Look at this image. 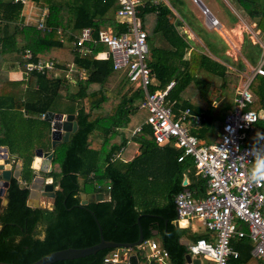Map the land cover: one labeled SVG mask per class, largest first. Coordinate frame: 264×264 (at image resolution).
I'll list each match as a JSON object with an SVG mask.
<instances>
[{
    "label": "trees",
    "instance_id": "obj_1",
    "mask_svg": "<svg viewBox=\"0 0 264 264\" xmlns=\"http://www.w3.org/2000/svg\"><path fill=\"white\" fill-rule=\"evenodd\" d=\"M32 1L47 6L42 31L32 24L17 23L22 3L0 0V19L3 22L0 28V145H6L11 153L22 158L21 179L26 183L34 176L31 165L35 148L52 150L51 169L44 174L52 177L54 186L58 188L55 189L51 208L32 207L27 204L29 188H21L17 179L11 177L6 189L7 203L0 212V261L27 264L54 250L95 244L100 240L95 218L105 239L133 242L139 235V218L144 238H150L151 232L157 230L171 262L185 264L184 256L188 249L180 243L181 230L171 223L176 216L174 196L184 188L181 180L177 177L168 188L164 205L151 204L139 209L129 173L134 167L156 158L172 172L181 171L189 167V158L178 162L180 149L169 143L157 144L150 128L144 126L133 137L140 144V153L122 166H117L111 156L128 140L121 128L131 121L143 91L130 86L119 94L107 88L106 82L114 71L112 60L110 56L94 57L98 51L106 50L104 44L86 42L83 48L90 50L86 53L78 52L69 45L84 26L92 27L94 36L102 26L111 27L115 32L124 31L127 22L116 14L119 7L117 0ZM231 2L255 22V27L264 36V0ZM171 4L179 11L175 2L171 1ZM146 13L155 14L152 25L144 24L143 15ZM138 14L143 18L148 41L153 36H159L165 42L162 46L149 42L146 62L153 73L149 90L164 88L174 80L168 98L176 101L173 107L176 114L188 108L192 114L198 115L199 121L190 124V131L210 139L215 118L213 101L221 96L223 90L235 91L239 81L238 70H229L226 64L191 46L190 39L178 29L182 21L163 1L159 0L156 4L146 2L138 7ZM208 46L211 52L217 51ZM243 47L245 60H238L237 69H242L246 60L256 64L262 50L258 42H252L247 36H244ZM22 48H29L34 58L40 54L56 61L54 69L34 70L20 80H10L8 70L3 68L4 54ZM70 64L75 65L74 83L56 74ZM202 73L214 75L220 85L214 86L212 80ZM250 90L254 100L249 107L264 114V75L256 74L252 78ZM195 91L205 106L192 102ZM209 92L213 94L210 96ZM56 98L74 102V107L68 111L57 113H74L77 130L70 134L67 141H60L51 148V122L43 116L47 111H53L51 106ZM233 106L230 104L226 109L231 110ZM256 129L264 134V119L257 121ZM15 131L18 134L14 135ZM94 133L101 134L102 140L94 139ZM12 136L16 137L15 140ZM254 141L255 133L250 132L247 143ZM189 174L187 187L194 197H203L206 192L205 178L196 174L194 165H190ZM80 179L83 180L82 186ZM101 184H105L106 188L103 200L79 204L80 192L103 193ZM39 225L43 226L42 231L38 229ZM233 245L239 251V257L232 259L230 264L252 262L254 257L250 254L248 238L234 240ZM111 249L104 248L83 257L57 260L51 264H104V256ZM137 254L139 264H157L156 260L148 262L143 252L137 251Z\"/></svg>",
    "mask_w": 264,
    "mask_h": 264
},
{
    "label": "built area",
    "instance_id": "obj_2",
    "mask_svg": "<svg viewBox=\"0 0 264 264\" xmlns=\"http://www.w3.org/2000/svg\"><path fill=\"white\" fill-rule=\"evenodd\" d=\"M26 5L29 0H12ZM157 3L158 0H117L116 14L127 22V28L122 32H115L111 27H102L94 36V29L84 26L71 41L74 50L86 53V42L102 43L105 51H98L94 57L110 56L114 70H124L126 78L133 83L134 88L143 91V97L138 106L145 108V120L133 128L137 133L144 125L151 130L154 141L163 145L169 143L180 149L178 161L186 158L192 160L196 174L205 178L206 192L203 197H194L191 190L185 187L174 196V203L178 219L199 220L210 233V238L198 237L188 244V254L191 258L198 257L209 261V264H230L232 259L239 257V251L233 241L246 237L251 243V255L264 264V184H253L247 179L252 166V156L246 155L252 148H264V134L256 129L259 119L264 114L249 107L254 96L250 90L252 78L264 75V46L256 64L251 65L249 73H238L240 78L235 87L233 108L229 110L221 123L220 131L215 140H204L190 131V124L198 122L199 117L192 114L188 108L176 114L175 100L168 98V93L175 81H169L164 88L150 91L153 81L151 67L146 62L149 52L147 31L143 27L138 14V7L146 2ZM47 8L38 13L40 17L36 28H45ZM205 14L207 11L202 10ZM37 16V17H38ZM209 27L218 26V20L208 16ZM3 22L0 19V28ZM23 56L26 59L23 73L42 72L55 67L54 60L41 57L34 58L31 50L25 48ZM70 65L69 71L73 69ZM68 74H66L67 77ZM255 141L247 143L249 133L254 132ZM0 153L4 152L0 149ZM7 156L9 153L7 151ZM10 168H14L13 162ZM246 226V229L243 226ZM142 249L144 246H141ZM149 260H157L161 264H171L168 252L155 241L148 243ZM130 248L111 249L103 259L106 263L124 264V255L129 254Z\"/></svg>",
    "mask_w": 264,
    "mask_h": 264
},
{
    "label": "rangeland",
    "instance_id": "obj_3",
    "mask_svg": "<svg viewBox=\"0 0 264 264\" xmlns=\"http://www.w3.org/2000/svg\"><path fill=\"white\" fill-rule=\"evenodd\" d=\"M171 1L175 2L176 6L180 7L183 10L192 9L193 12H195L194 13L195 16L200 15L203 19L207 18L206 14L198 7L197 3L194 0H171ZM202 1L217 16L219 17L224 16L226 19L228 18L227 21L229 23L234 22L235 20H237V17H238V21H237L238 23L234 26L235 29L233 31L229 29L230 35H227L226 41L223 40L222 38L223 34L222 32L219 31L217 27L208 26L209 27L208 29L210 30L206 29L205 27H202L203 32H208V34H210V36L209 35L207 36L208 38H210V42L212 43L214 42V44L216 45L218 43L217 40H219L220 43L218 44H222V43L225 44L224 49H223L224 55L220 54L219 56L223 60H226L227 57L230 60L232 59L231 60L232 64L230 63L229 64L231 65L230 67L235 69L236 63L238 62V60L240 59L245 60L244 54L242 53L243 48H244L243 47L244 36H247L253 42L259 41L257 28L255 27L253 21L247 18L243 13H241L237 9V6L235 5V3H232L231 0H202ZM27 6H28V11L27 12L24 11V14H23L26 17L31 12L29 11V8L32 7L29 4ZM35 6H37V9H36L37 13L41 12L44 8H47V6L45 5L42 6L41 4L38 5L36 3H35ZM234 15L236 18H234ZM36 17L32 18L30 21L36 22ZM143 18H144V24L148 25L150 23V20L154 18V15L153 13H146L143 15ZM17 23H23V19L18 20ZM150 41H153L155 45L160 43L159 39L154 36L152 37V40ZM261 41L262 42L259 41L260 42L259 44L264 46V38H262ZM195 47L199 48L198 44H195ZM201 49L202 47L200 48V50ZM204 51H206L209 55H211L207 48H205ZM249 64L254 65L255 63L245 61L244 64L242 65V69H240L241 75L243 73H249V69H250ZM202 75L212 80V83L214 84V86L220 85L219 79H217V77H215L214 75L210 73H202ZM125 76L126 75H125L124 70H121V69L114 70L112 73V76L106 82L107 88L112 93L123 94L125 91H127V89L131 88L130 86L133 85V83H131ZM221 93L222 94L219 98L217 99L215 98L216 99L215 101H217L216 102L217 106L215 108L213 107V110H212L213 114L215 115L213 130H212L213 135L210 139L205 138V140H214L217 137L216 133L217 131H220V127H221L220 125L223 121V117L225 113L227 112L226 107L230 104H233V97L235 95V91L229 92V91L223 90L221 91ZM209 94L211 96V94L213 93L209 92ZM192 95H193L192 101L195 102L196 97H197L196 91ZM138 104H139V101H138ZM72 107H74V102L72 100L67 99V98H56V102L52 103L51 110H53L54 112H59V111L66 112ZM146 115H147L146 109L138 106L136 112L132 114L130 117L132 127L143 122L146 118ZM16 127L18 126L16 125ZM254 133L256 134V130H254ZM15 134H18V132L15 131L14 135ZM100 135L101 134L99 133H94L92 136L94 139L100 140V137H101ZM15 138L16 137L12 136L13 140H15ZM38 141L39 140H37V143ZM124 147H125V150L122 151L123 152L122 158L123 157L125 158L126 156H129L130 154H132V152L129 151L130 150L129 148L136 149L135 144L132 140H129V142L126 145H124ZM9 156L11 155L9 154ZM101 162H102V159L98 161L99 166L101 165ZM191 162L192 161L189 159V164H191ZM115 164L119 166L120 164H122V162L121 160L117 159ZM40 175L42 174L40 173ZM129 176L133 183V192H134V196L136 199V204L141 207H146L147 205L151 203L160 204V203L165 202L167 198L166 197L167 190L171 186V184L175 182L177 176H179V172L178 171L172 172L170 169H167V167L161 161L157 160L156 158V160H148V162L139 165L137 168L134 167L130 171ZM79 182H80V185L82 186L83 180L80 179ZM88 186L90 187L91 185L89 184ZM101 188H102L103 193L105 194L106 192L105 184H101ZM30 202L31 203L33 202L32 199ZM33 204H36L39 207L44 206L46 208H51L52 198L46 197V196H40L39 198H37V200ZM193 222L196 225V227H198V229L203 230V226L201 225L200 222L196 220H194ZM42 228H43L42 225L38 226V229L40 231H42ZM243 228L246 229V226L244 225ZM41 236H42V233H41ZM202 262L203 264H209V262L205 259H203ZM249 264H259V261L256 258H253L252 262H250Z\"/></svg>",
    "mask_w": 264,
    "mask_h": 264
},
{
    "label": "crops",
    "instance_id": "obj_4",
    "mask_svg": "<svg viewBox=\"0 0 264 264\" xmlns=\"http://www.w3.org/2000/svg\"><path fill=\"white\" fill-rule=\"evenodd\" d=\"M159 1V0H158ZM161 1H163L171 10H172V12H174V14L176 15V17H178L181 21H182V25H180L179 26V31L181 32V33H183V34H185L186 35V37L188 38V39H190V44H191V46H193V47H195V44H198V46H199V48L198 49H200L201 47H202V51L203 52H205L206 54H208L206 51H204V49L205 48H207L208 50H209V46L208 45H211V46H213V48H215V50H217L215 53L214 52H211L210 50H209V53L211 54V55H209L210 57H212V58H214L215 60H218L219 62H224V64H227V66H228V69L229 70H231V71H235V70H238V72L240 73V69H237L236 67H235V69L234 68H232V67H230L231 65L230 64H232L231 62V60L230 59H228V57H227V59L226 60H223V59H221L220 58V54H223L224 55V53H223V49H224V46H225V44L224 43H222V44H218V43H220L219 42V40H217L218 41V43L215 45L214 44V42L212 43V42H210V38H208L207 36L209 35L210 36V34H208V32H203V28H202V30H201V27H205L206 29H208L209 27H208V24H207V21H208V18H206V19H203L200 15V17L199 16H195V12H193V10L191 9V10H183V9H181L180 7H178V9H179V11L177 10V8L176 7H173L172 6V4H171V0H161ZM202 1V0H201ZM203 2V1H202ZM31 5L32 7L31 8H29V11H31L30 13H29V15H27V17L26 16H24L23 14H24V11L25 12H27L28 11V6L27 5ZM203 4L207 7V9L210 11V13L218 20V26H216L218 29H219V31L220 32H222V34H223V40H225L226 41V37H227V35H230V31H229V29L230 30H234L235 28H234V26L238 23L237 21H238V17H237V20H235L234 22H231V23H229L228 21H227V19L224 17V16H222V17H219V16H217L216 14H214L210 9H209V7L203 2ZM175 5H176V3H175ZM198 5V4H197ZM30 7V6H29ZM198 7H199V5H198ZM200 8V7H199ZM36 9H37V6H35V3L32 1V0H29V2L26 4V5H24L23 6V8H22V11H21V14H20V18H19V20L20 19H23V23L24 24H32V25H36L37 23H38V19L40 18L39 16L38 17H36L37 15H38V13L36 12ZM201 9V8H200ZM202 10V9H201ZM47 12V11H46ZM154 15V18L152 19V20H150V23H149V25H152V23H153V21H154V19H155V14H153ZM235 16V15H234ZM36 17V22L35 21H33V22H31L30 20L32 19V18H35ZM207 17V16H206ZM198 20H197V19ZM254 23V25H255V22H253ZM102 27H104V28H106L105 26H102ZM102 27H100V28H102ZM99 28V29H100ZM208 30H210V29H208ZM40 31V30H39ZM80 31V30H79ZM79 31L77 32V34L79 33ZM257 32H258V40L260 41V42H262L261 40H262V38H264V36H263V34H262V32H260V30L257 28ZM76 35V34H75ZM260 35V36H259ZM156 38H158L159 39V36H156ZM62 40V39H61ZM159 41H160V45L162 46L163 45V43H165V42H163V40L161 41V39H159ZM207 41L208 42H210L209 44L207 43ZM258 41V43H260ZM253 42V41H252ZM255 42V41H254ZM257 42V41H256ZM149 43V42H148ZM69 45L70 46H72V44H71V42L69 43ZM260 45V44H259ZM206 46V47H205ZM261 46V45H260ZM197 48V47H196ZM25 48H22V49H20V51H17V52H12V53H5L4 54V64H3V68L4 69H7L8 70V77H9V79L10 80H20V79H22V78H24V77H26V76H28V75H26V74H24L23 73V67H24V65H25V62H26V59H25V57L23 56V50H24ZM188 53V52H187ZM186 53V54H187ZM260 56V55H259ZM37 57H41V58H44V59H48V57H44V56H42V55H37ZM36 58V57H35ZM259 59V57L257 58V60ZM247 61V60H246ZM234 62H236V61H234ZM233 62V63H234ZM230 63V64H229ZM70 65H73L72 67H73V69L71 70V71H69V68H67V69H61L60 71H58V72H56V74L57 75H59V76H65L66 77V74H68L67 75V79H69L70 81H71V83H74L75 82V74H74V71H75V65L74 64H70ZM70 65H68V66H70ZM251 66V64H249V67ZM132 88L133 89H135L133 86H132ZM222 94V93H221ZM217 99V98H216ZM233 100H234V97H233ZM193 102V101H192ZM217 101H213V104H214V108L217 106V103H216ZM193 103H203V102H201L199 99H198V97H196V101L195 102H193ZM202 106H205V104L203 103L202 104ZM182 110V109H181ZM230 110V109H229ZM228 109H227V112L229 111ZM54 112V111H53ZM226 112V113H227ZM55 113H57V112H55ZM225 113V114H226ZM65 114V113H64ZM196 115V114H195ZM196 116H198V115H196ZM225 116V115H224ZM199 117V116H198ZM224 118V117H223ZM142 123V122H141ZM140 124V123H139ZM138 125V124H137ZM137 125H135L134 127H136ZM144 126H146V125H144ZM221 126V125H220ZM134 127H132V124H131V121L129 122V124L125 127V128H121V130L123 131V135H125L126 137H127V142H126V144L129 142V140H132L133 142H134V144H135V147H136V149H131V148H129L130 150V152H132V154H130L129 156H126L125 158L123 157L122 158V151H124L125 150V147L123 146V147H121L119 150H117V152L113 155V156H111V160L112 161H116L117 159H119V160H121V162H122V164H124V163H126V162H128V161H130L131 159H133L135 156H137L139 153H140V144L138 143V142H136L135 141V139L136 138H133V137H135L136 136V134L137 133H133L132 132V130H133V128ZM147 128H148V126H147ZM218 132V131H217ZM197 136V135H196ZM216 136H217V133H216ZM198 137H200V136H198ZM200 138H202V137H200ZM217 138V137H216ZM215 138V139H216ZM202 139H204L205 140V138H202ZM214 139V140H215ZM102 140V137H100V140L99 141H101ZM207 141H211V140H207ZM125 144V145H126ZM0 146H6V145H0ZM162 146V145H161ZM173 146V145H172ZM7 147V146H6ZM44 150V149H43ZM7 151H8V153L11 155V156H14V162H13V164H15V162H17L18 160L21 162V165H22V163H23V161H22V158H18L17 157V155H15V153H11L10 151H9V149H8V147H7ZM35 151V150H34ZM10 156V157H11ZM191 160V159H190ZM178 161V160H177ZM192 161V160H191ZM178 162H180V161H178ZM122 164H120L119 166H122ZM190 165L192 166V162H191V164H189V167L188 168H186V169H183V170H181V171H178L179 172V176H177L180 180H181V185H185V187L186 188H188L187 187V185L189 184V182H190V174H189V172H190ZM40 173L42 174V172H39L38 173V175H40ZM33 174H34V172H33ZM34 176H35V174H34ZM33 176V177H34ZM41 176V175H40ZM42 176H44L45 178H47V179H51V181H53V178L52 177H47L46 175H44V174H42ZM32 177V178H33ZM32 180V179H31ZM23 181V180H22ZM25 182V181H24ZM28 183H30V182H28ZM56 188H58V186H55ZM189 189V188H188ZM190 190V189H189ZM105 197V194L103 193V198ZM197 197H202V196H197ZM39 198V197H38ZM31 199H32V203H34L36 200H37V198H30V201H31ZM165 202H166V200H165ZM165 202H163V203H160V204H155V205H158V206H161V205H164L165 204ZM31 203V202H30ZM152 204V203H151ZM151 204H149V205H151ZM145 205H147V204H145ZM149 205H147L146 207H149ZM153 205V204H152ZM138 206V205H137ZM138 208L139 209H142L143 207H141V206H138ZM194 220H196V219H190V220H187V219H178L177 220V215L175 216V218L174 219H172V221H171V223L176 227V228H178V229H180L181 230V232H182V236H181V238H180V243L181 244H183V245H186V247H187V249H188V244L189 243H191V242H193L194 240H196L198 237H205V238H210V233L205 229V227L202 225V223L199 221V220H196V221H198V222H200L201 223V225L203 226V230H200V229H198V227H196V225L194 224ZM138 233H139V230H138ZM150 241H155L161 248H164V249H166L165 247H164V245L162 244V239H161V237H160V234H159V232L157 231V230H153L152 232H151V237L150 238H148V239H145L144 238V240L142 241V243H141V246H144V248L142 249V247H140L139 245H137V246H135L134 247V249H131V251H130V253L129 254H127V255H124L123 254V257H124V264H129V261H128V257L131 255V254H136L137 255V258H138V264H139V256H138V254H137V251H141V252H143V254L144 255H147V253L149 252V249H148V243L150 242ZM251 244V243H250ZM118 248H122L123 249V247H118ZM114 249V248H113ZM167 250V249H166ZM167 252H168V250H167ZM186 254H188V253H186ZM185 254V255H186ZM251 254V253H250ZM252 256V255H251ZM168 257H169V260H170V262H171V258H170V254H169V252H168ZM185 257V256H184ZM149 260V259H148ZM151 260H149L148 262H150ZM156 262H157V264H161V263H159L157 260H156ZM209 262V261H208ZM171 264H174L173 262H171ZM185 264H186V259H185ZM201 264H203V262L201 261Z\"/></svg>",
    "mask_w": 264,
    "mask_h": 264
},
{
    "label": "water",
    "instance_id": "obj_5",
    "mask_svg": "<svg viewBox=\"0 0 264 264\" xmlns=\"http://www.w3.org/2000/svg\"><path fill=\"white\" fill-rule=\"evenodd\" d=\"M199 7L207 11V7L203 4L201 0H194ZM206 15L211 16L212 14L210 11H207ZM43 118L47 121L51 122V148L60 141H67L71 133L77 130V121L75 120L74 113H55L53 111H47ZM0 149L4 152L3 154L0 153V212L3 210L4 206L7 203L6 198V189L9 185V181L11 177H14L19 182L21 188L28 187L29 188V197L27 204L32 207H36V204L30 203V198H38L40 196L51 197L52 199L55 196V189H57L51 179H47L44 176L38 175L39 172L45 173L50 171L51 166L50 162L53 158V152L45 151L41 147L35 148L34 157L32 161V169L35 176L32 178L30 183H26L21 179V169L22 165L21 162L18 160L14 164V168H10V164L14 162V156L8 157L7 156V147L0 146ZM47 160L49 163V169L45 170L42 169L43 161ZM103 200V193L102 192H92V193H85L80 192V205H85L89 201H101ZM52 205V204H51ZM44 207V206H43ZM98 229L100 231V240L92 245L84 246V247H66L58 250L51 251L40 258L36 259L33 262L27 264H51L57 260H64V259H73L78 257H83L89 255L91 253H95L96 251L104 248H130L134 249L135 246L142 243L144 240L142 226L139 222V218L137 219V225L139 230L138 238L133 242H116L113 240L105 239L101 232V226L97 219L95 218ZM2 225L0 224V229ZM186 264H199L200 260L198 257L191 258L189 254L185 255ZM129 264H138V258L136 254H131L128 257ZM0 264H15L13 262H6L0 261ZM106 264H122L119 263H106Z\"/></svg>",
    "mask_w": 264,
    "mask_h": 264
},
{
    "label": "clouds",
    "instance_id": "obj_6",
    "mask_svg": "<svg viewBox=\"0 0 264 264\" xmlns=\"http://www.w3.org/2000/svg\"><path fill=\"white\" fill-rule=\"evenodd\" d=\"M246 155L252 156L248 181L253 184H264V148H252Z\"/></svg>",
    "mask_w": 264,
    "mask_h": 264
},
{
    "label": "bare ground",
    "instance_id": "obj_7",
    "mask_svg": "<svg viewBox=\"0 0 264 264\" xmlns=\"http://www.w3.org/2000/svg\"><path fill=\"white\" fill-rule=\"evenodd\" d=\"M42 169H45V170H48V169H49V163H48L47 160H44V161H43Z\"/></svg>",
    "mask_w": 264,
    "mask_h": 264
},
{
    "label": "flooded vegetation",
    "instance_id": "obj_8",
    "mask_svg": "<svg viewBox=\"0 0 264 264\" xmlns=\"http://www.w3.org/2000/svg\"><path fill=\"white\" fill-rule=\"evenodd\" d=\"M42 174H44V173H42ZM45 175V174H44ZM37 207V206H36Z\"/></svg>",
    "mask_w": 264,
    "mask_h": 264
}]
</instances>
